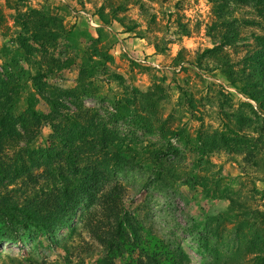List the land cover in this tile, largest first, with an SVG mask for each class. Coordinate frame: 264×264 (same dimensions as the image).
<instances>
[{
  "label": "rangeland",
  "instance_id": "374dc122",
  "mask_svg": "<svg viewBox=\"0 0 264 264\" xmlns=\"http://www.w3.org/2000/svg\"><path fill=\"white\" fill-rule=\"evenodd\" d=\"M219 7V0H0L5 17L0 25V74L15 67L21 108L35 95L36 109L50 111L45 97L33 89L30 75L37 69L21 53L16 9L35 21L50 19L55 41L49 60L72 58L76 64L46 75V84L72 90L78 87L81 67L88 65L92 85L83 100L105 119L116 113L119 100L137 96L141 110L157 100L151 133L131 121L119 124L140 137L132 146L135 151L147 148L134 170L120 174L125 201L162 238L179 244L188 264H258L250 260L264 253V246L252 241L255 234L264 235V225L253 216L264 212V114L230 85L212 55H206L224 32ZM231 10L227 19L239 23L241 38L264 34V19L253 10ZM254 48L249 39L224 52L239 59ZM38 60L45 67L42 55ZM170 114L166 132L157 131ZM181 128L187 138L178 142L170 133ZM51 133L45 126L33 147L44 145ZM160 158L167 165L163 180L147 189ZM11 195L23 199L21 193ZM82 213L54 234L32 229L21 241L0 237V264H103L102 248L82 228ZM116 264L123 262L118 259Z\"/></svg>",
  "mask_w": 264,
  "mask_h": 264
},
{
  "label": "trees",
  "instance_id": "16d2710c",
  "mask_svg": "<svg viewBox=\"0 0 264 264\" xmlns=\"http://www.w3.org/2000/svg\"><path fill=\"white\" fill-rule=\"evenodd\" d=\"M219 1L224 32L206 55H212L230 85L256 102L264 114V34L241 38L239 23L227 19L231 8L251 9L264 19V0ZM16 13L15 24L22 30L18 37L21 53L26 63L37 69L30 75L33 89L36 95L45 97L50 111L36 109L35 95H30L26 106L21 108L15 67L6 70L4 76L0 74V237L21 241L23 233L32 229L54 234L83 210L82 228L102 248L103 264H116L118 259L123 264H188L182 247L162 238L125 201L127 189L120 178V174L136 168L139 156L147 148L141 153L135 151L132 146L140 142V137L134 131L123 130L119 124L126 126L131 121L136 128L151 133L149 122L157 100L143 110L137 107V96L132 101L119 100L114 104L116 113L105 119L98 110L87 108L83 100L92 85L88 65L81 67L78 87L72 90L63 91L46 84L43 81L46 75L69 69L76 60H49L48 51L55 41L50 19L39 17L35 21L29 13L22 14L18 9ZM4 21L0 10V25ZM249 39H253L255 48L243 58L233 59L224 52L226 47ZM38 54L46 60L45 67L41 66ZM102 60L106 63L109 59L104 56ZM192 111L190 103L188 112ZM171 118L172 114L160 122L157 131L166 132V122ZM45 126L52 133L44 145L34 148ZM263 131L262 127V134ZM170 134L178 142L187 138L183 128ZM212 145L215 146V141ZM157 162L160 167L146 183L147 189L163 180L167 165L162 158ZM11 193H21L23 199ZM253 216L258 224L264 225V212H254ZM252 241L264 246V235L255 234ZM250 261L264 264V253H256ZM242 263L243 260L238 264Z\"/></svg>",
  "mask_w": 264,
  "mask_h": 264
}]
</instances>
